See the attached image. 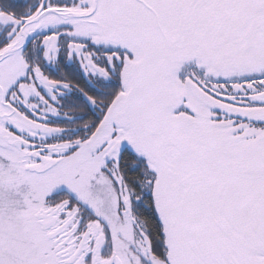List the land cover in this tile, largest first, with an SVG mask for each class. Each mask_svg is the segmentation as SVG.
I'll return each instance as SVG.
<instances>
[{"label": "snow or ice", "instance_id": "obj_1", "mask_svg": "<svg viewBox=\"0 0 264 264\" xmlns=\"http://www.w3.org/2000/svg\"><path fill=\"white\" fill-rule=\"evenodd\" d=\"M0 264H264V0H0Z\"/></svg>", "mask_w": 264, "mask_h": 264}]
</instances>
